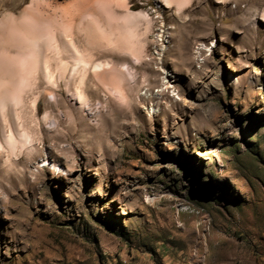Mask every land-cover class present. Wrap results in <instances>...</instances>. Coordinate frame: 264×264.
I'll use <instances>...</instances> for the list:
<instances>
[{
    "label": "rangeland",
    "instance_id": "1",
    "mask_svg": "<svg viewBox=\"0 0 264 264\" xmlns=\"http://www.w3.org/2000/svg\"><path fill=\"white\" fill-rule=\"evenodd\" d=\"M30 1L0 0V18ZM132 2L156 72L133 107L94 104L85 136L48 130L52 95L38 102L45 141L0 161V264H264V0H194L208 32L178 54L172 10Z\"/></svg>",
    "mask_w": 264,
    "mask_h": 264
},
{
    "label": "bare ground",
    "instance_id": "2",
    "mask_svg": "<svg viewBox=\"0 0 264 264\" xmlns=\"http://www.w3.org/2000/svg\"><path fill=\"white\" fill-rule=\"evenodd\" d=\"M218 1L227 8L233 0ZM193 4L194 0H161V8L172 10L168 18L175 21L168 53H182L193 36L207 34L206 22L186 13ZM136 6L132 0H31L19 15L11 12L2 15L0 161L5 157L3 166L24 161V151L32 152L37 149V141H45L38 136L36 127L45 129L39 120L37 104L47 94L52 98L46 99L42 120L54 122L48 128L51 132L58 133L64 128L65 138L85 136L82 128L88 124L86 114L97 117L96 124L101 123L103 114L95 110L94 104L135 105L133 93L141 90L144 82L141 78L156 72L147 61L154 19L147 10ZM195 11L196 8L191 10ZM62 84L70 101L64 105ZM101 93L106 98H101ZM4 187L0 175V189Z\"/></svg>",
    "mask_w": 264,
    "mask_h": 264
}]
</instances>
